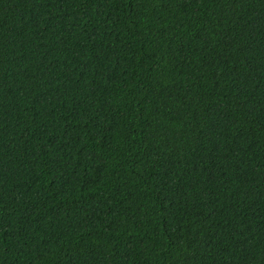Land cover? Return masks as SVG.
<instances>
[{"label":"trees","instance_id":"obj_1","mask_svg":"<svg viewBox=\"0 0 264 264\" xmlns=\"http://www.w3.org/2000/svg\"><path fill=\"white\" fill-rule=\"evenodd\" d=\"M0 264H264V0H0Z\"/></svg>","mask_w":264,"mask_h":264}]
</instances>
